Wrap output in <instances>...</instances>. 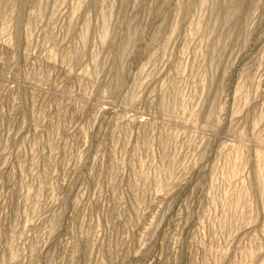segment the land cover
<instances>
[{
    "label": "rangeland",
    "instance_id": "obj_1",
    "mask_svg": "<svg viewBox=\"0 0 264 264\" xmlns=\"http://www.w3.org/2000/svg\"><path fill=\"white\" fill-rule=\"evenodd\" d=\"M0 264H264V0H0Z\"/></svg>",
    "mask_w": 264,
    "mask_h": 264
}]
</instances>
